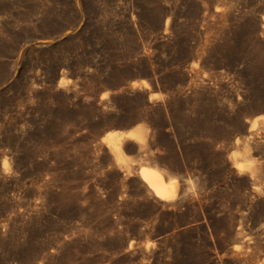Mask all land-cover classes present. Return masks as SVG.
I'll return each instance as SVG.
<instances>
[{"label":"rangeland","instance_id":"374dc122","mask_svg":"<svg viewBox=\"0 0 264 264\" xmlns=\"http://www.w3.org/2000/svg\"><path fill=\"white\" fill-rule=\"evenodd\" d=\"M0 264H264V0H0Z\"/></svg>","mask_w":264,"mask_h":264},{"label":"bare ground","instance_id":"6f19581e","mask_svg":"<svg viewBox=\"0 0 264 264\" xmlns=\"http://www.w3.org/2000/svg\"><path fill=\"white\" fill-rule=\"evenodd\" d=\"M138 86L139 84L134 83L132 84L131 88H136ZM149 134L150 132L147 128H144L143 126H137L133 130L126 132H108L101 139V143L107 145L109 151L112 153L115 159L128 161L129 157H127L123 152L124 143L128 140H132L145 147ZM251 170L254 180H256L257 177L262 173V167L259 164L254 163L251 167ZM138 175L147 189L151 192L152 196H154L158 202L163 204L176 205L177 203H180L184 200L194 199L198 197L201 192H205L203 191L202 184L200 183V179H198V177L196 178L194 175H187V177L184 178L169 172L157 164L149 162V160L139 164ZM257 181H259V179ZM181 188L183 191L179 194V189ZM262 193L259 190H255L253 192V194L258 197L263 196Z\"/></svg>","mask_w":264,"mask_h":264},{"label":"water","instance_id":"95a60500","mask_svg":"<svg viewBox=\"0 0 264 264\" xmlns=\"http://www.w3.org/2000/svg\"><path fill=\"white\" fill-rule=\"evenodd\" d=\"M173 174H175V173H173ZM179 176H182V177H184L185 178V176L184 175H180L179 174ZM183 190H182V188L181 189H179V194L182 192Z\"/></svg>","mask_w":264,"mask_h":264}]
</instances>
